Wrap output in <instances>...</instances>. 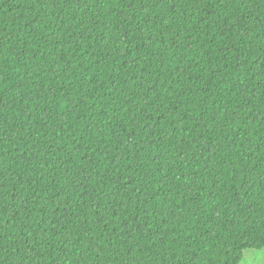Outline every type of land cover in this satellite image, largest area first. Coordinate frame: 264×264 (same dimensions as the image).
Instances as JSON below:
<instances>
[{
    "label": "trees",
    "instance_id": "1",
    "mask_svg": "<svg viewBox=\"0 0 264 264\" xmlns=\"http://www.w3.org/2000/svg\"><path fill=\"white\" fill-rule=\"evenodd\" d=\"M263 247L264 0H0V264Z\"/></svg>",
    "mask_w": 264,
    "mask_h": 264
},
{
    "label": "rangeland",
    "instance_id": "2",
    "mask_svg": "<svg viewBox=\"0 0 264 264\" xmlns=\"http://www.w3.org/2000/svg\"><path fill=\"white\" fill-rule=\"evenodd\" d=\"M239 264H264V247L245 249Z\"/></svg>",
    "mask_w": 264,
    "mask_h": 264
}]
</instances>
